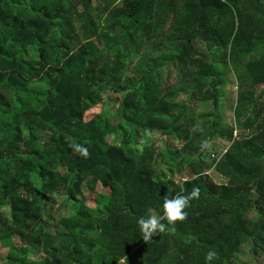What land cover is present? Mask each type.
I'll list each match as a JSON object with an SVG mask.
<instances>
[{
  "label": "trees",
  "instance_id": "16d2710c",
  "mask_svg": "<svg viewBox=\"0 0 264 264\" xmlns=\"http://www.w3.org/2000/svg\"><path fill=\"white\" fill-rule=\"evenodd\" d=\"M106 90L115 119L85 121ZM193 185L145 241L137 219ZM0 239V264H264V0H0Z\"/></svg>",
  "mask_w": 264,
  "mask_h": 264
},
{
  "label": "rangeland",
  "instance_id": "374dc122",
  "mask_svg": "<svg viewBox=\"0 0 264 264\" xmlns=\"http://www.w3.org/2000/svg\"><path fill=\"white\" fill-rule=\"evenodd\" d=\"M107 91V90H106ZM103 92L98 98L96 99V103L93 105V107L85 113V121H88L92 119L97 114H102L106 117H108L110 120L115 119V103L117 102L118 95L116 92L112 90H108L107 92ZM221 98L222 100L227 103V110H224L222 112V119L224 121H231L232 124L235 123L234 118V112L229 109V106H233L237 101V95H238V83L235 80V78L229 79L228 86H224L221 88ZM182 98V97H180ZM179 98V99H180ZM205 112V105L204 103H199L197 106V113H204ZM227 142L225 140L217 139L216 141L212 142L210 146L211 153H219L220 151H223V149L226 147ZM214 179L219 181L220 176L216 173L212 174ZM110 192V189L107 187H104L101 183H98L95 188L94 192L90 193L86 189H84L83 194L87 198L88 204L92 206H101L103 203L98 202L96 200V196L98 194H107ZM98 198V197H97ZM60 207H56L58 211H54L55 214L51 215L50 217V225L52 224L54 231H62L61 221L66 219L69 215H71L75 211L76 203H73L72 201H65L63 197L59 200ZM9 247H6L2 244L0 239V263L5 262L6 257H8L9 254ZM30 256L33 259H38L41 257H44V253L41 251H35L33 250L30 254ZM239 257L242 259H247L248 254L245 249H241L239 252Z\"/></svg>",
  "mask_w": 264,
  "mask_h": 264
},
{
  "label": "clouds",
  "instance_id": "9594fccd",
  "mask_svg": "<svg viewBox=\"0 0 264 264\" xmlns=\"http://www.w3.org/2000/svg\"><path fill=\"white\" fill-rule=\"evenodd\" d=\"M201 150L205 147V142H201ZM76 151L81 155L87 156V149L80 145H74ZM183 192V190H182ZM199 198V188L195 185L192 186L191 190L186 194L177 193L171 198L166 194L161 203L162 214L158 217L157 215H142L140 216L136 223L141 233V237L148 241L154 235L160 234L165 231V223L167 225L174 226L175 222L178 220H183L187 216L185 209L189 206V203L193 199ZM170 231L174 230V227L169 228ZM217 256L214 250H209L205 254V264H209Z\"/></svg>",
  "mask_w": 264,
  "mask_h": 264
}]
</instances>
